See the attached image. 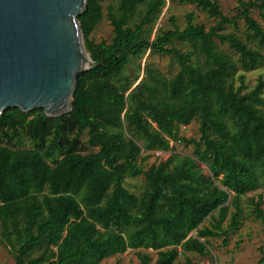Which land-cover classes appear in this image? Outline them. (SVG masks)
<instances>
[{
	"label": "trees",
	"instance_id": "obj_1",
	"mask_svg": "<svg viewBox=\"0 0 264 264\" xmlns=\"http://www.w3.org/2000/svg\"><path fill=\"white\" fill-rule=\"evenodd\" d=\"M104 1L88 0L79 15L86 49L97 64L79 73L71 111L50 117L43 107H14L0 116V228L14 264H100L125 253L129 242L157 250L154 264H175L183 252H207L202 238L226 234L222 224L231 207L230 226H238L241 197L264 187V77L246 90L245 75L239 74L264 61V27L250 11L263 10L264 0H239L245 39L224 31L226 23L237 22L218 0H180L217 23L207 28L190 12L184 28L172 18L174 28L153 41L146 29L167 0H119L108 13L112 42L96 43L90 35L104 17ZM149 49L172 56L176 74L168 77L151 64L142 80L141 64L128 71ZM194 120L200 139L180 136V127ZM85 131L97 152L84 153ZM25 137L32 147L24 146ZM172 141L194 144L193 155L171 152L159 167L145 170L142 161L173 150ZM199 163L218 181L205 194L212 179L199 173ZM139 175L151 187L143 199L125 185L127 177ZM261 203L255 211L264 222ZM208 218L210 225L199 227ZM192 230L196 235L188 236ZM138 255L144 264L152 260L149 253ZM257 264H264V252Z\"/></svg>",
	"mask_w": 264,
	"mask_h": 264
},
{
	"label": "rangeland",
	"instance_id": "obj_2",
	"mask_svg": "<svg viewBox=\"0 0 264 264\" xmlns=\"http://www.w3.org/2000/svg\"><path fill=\"white\" fill-rule=\"evenodd\" d=\"M218 3L223 13L229 18H235L237 22L236 24L226 23L224 25V31L236 32L242 39H245L247 25L244 18L239 17L243 10V6L240 1L218 0ZM118 5L119 0H106L103 2L104 17L90 35V39L94 42H112L115 33L114 26L108 17V13L110 8L117 9ZM250 11L251 15L264 27V9L262 10L256 6H250ZM190 12L194 13V21L196 23L204 24L207 28L217 23V20L214 17L209 16L206 11L201 10L195 4L190 2H181L180 0H167V5L154 26L147 27L145 33L146 37L153 41L158 33L164 30L173 29V19L180 28H184L187 24V14ZM215 42L223 49L229 51L230 53L232 52L227 44L220 43L218 39H216ZM172 45L179 46L183 51L189 49L188 44H182L177 41L173 42ZM134 64L142 65L140 80L146 77L144 68L147 64L153 65L160 73L168 77L173 76L179 70V66L174 63L172 56L168 54L161 55L152 53L150 49L143 55V57L134 60L128 71L131 72L134 70ZM240 73H244L245 75V89L250 90L257 83L259 77H264V61L260 67L245 72L240 70L239 74ZM240 84V80H236V85L239 86ZM179 134L187 139H200L201 133L199 122L194 120L186 127H180ZM88 138L89 136L87 131L83 132L80 137L84 153L97 152L99 149L91 147L88 143ZM139 142L142 143L141 141ZM23 143L24 146L28 148L33 146L28 137L24 138ZM171 145L173 146V150L168 151V153L162 152L159 154L156 153V151L149 157H146V159L142 161L143 168L148 170L152 165L159 167L169 157L171 152L188 155H193L194 153V144H185L184 142L173 141V144ZM143 155H146V153L144 152ZM199 164V173L212 179V181L209 182L202 191L205 194L209 188L218 184V181L212 178L206 164ZM125 185L132 192L137 194L140 199H143L147 192L151 190L150 182L144 175L127 177ZM232 198L233 195L231 196V200ZM260 199L262 201L260 207L264 211V187L243 195L240 199L242 211L238 226H230V221L234 212V208L231 207L227 220L222 224L223 230L226 231V234L220 237L202 238L201 241L205 243L207 242V252L203 254L192 251L183 252L179 255L175 264H257L264 252V222L256 216L255 211V203ZM165 204L166 200H163L160 204V208H164ZM214 214L218 215V212L216 211ZM211 220V218H208L199 227L210 225ZM1 232L2 228H0V264H14L16 261L15 253L10 246L6 244V241L2 239ZM196 233V230H192L188 232V236L196 235ZM171 247V245H165L163 246V249ZM140 252L149 253L152 260L148 264H154L157 259V250H144L141 246L133 245L131 242H129V248L125 253L109 257L103 260L100 264H144L138 255Z\"/></svg>",
	"mask_w": 264,
	"mask_h": 264
},
{
	"label": "water",
	"instance_id": "obj_3",
	"mask_svg": "<svg viewBox=\"0 0 264 264\" xmlns=\"http://www.w3.org/2000/svg\"><path fill=\"white\" fill-rule=\"evenodd\" d=\"M88 0H0V116L43 107L50 117L72 109L79 73L95 62L79 15Z\"/></svg>",
	"mask_w": 264,
	"mask_h": 264
},
{
	"label": "built area",
	"instance_id": "obj_4",
	"mask_svg": "<svg viewBox=\"0 0 264 264\" xmlns=\"http://www.w3.org/2000/svg\"><path fill=\"white\" fill-rule=\"evenodd\" d=\"M183 127H186V126H183ZM171 144H173V141L171 142ZM156 153H159V154H161L162 152H160V151H157Z\"/></svg>",
	"mask_w": 264,
	"mask_h": 264
}]
</instances>
